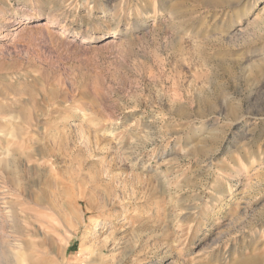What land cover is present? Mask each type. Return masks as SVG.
Here are the masks:
<instances>
[{
  "label": "rangeland",
  "instance_id": "374dc122",
  "mask_svg": "<svg viewBox=\"0 0 264 264\" xmlns=\"http://www.w3.org/2000/svg\"><path fill=\"white\" fill-rule=\"evenodd\" d=\"M205 1L0 0V264H264V0Z\"/></svg>",
  "mask_w": 264,
  "mask_h": 264
},
{
  "label": "bare ground",
  "instance_id": "6f19581e",
  "mask_svg": "<svg viewBox=\"0 0 264 264\" xmlns=\"http://www.w3.org/2000/svg\"><path fill=\"white\" fill-rule=\"evenodd\" d=\"M217 2H220V0H206V1H205V4H206V5H210V4H216ZM27 22H29V21H27ZM46 25H47V24H46ZM65 34H66V33H65ZM65 34H59V35H60V36H61V35L64 36ZM68 34H69V33H68ZM116 34H117V33H116L115 31H113V36L116 35ZM69 36H70V37H77L74 33H70ZM87 37H89V36H87ZM87 37H84V38L86 39ZM84 38H81V41H83ZM89 38H90V37H89ZM238 264H253V261L251 262V261H248V260H245V259H244V260H242V261H239Z\"/></svg>",
  "mask_w": 264,
  "mask_h": 264
}]
</instances>
